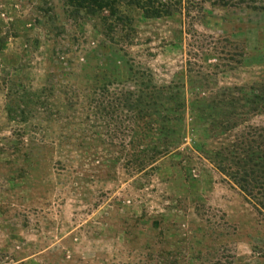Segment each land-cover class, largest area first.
Instances as JSON below:
<instances>
[{"label": "rangeland", "instance_id": "1", "mask_svg": "<svg viewBox=\"0 0 264 264\" xmlns=\"http://www.w3.org/2000/svg\"><path fill=\"white\" fill-rule=\"evenodd\" d=\"M262 149L264 0H0V264H264Z\"/></svg>", "mask_w": 264, "mask_h": 264}, {"label": "trees", "instance_id": "2", "mask_svg": "<svg viewBox=\"0 0 264 264\" xmlns=\"http://www.w3.org/2000/svg\"><path fill=\"white\" fill-rule=\"evenodd\" d=\"M68 1H70L72 3V5L75 9H77L80 5H86V2L90 1L97 10H100L103 6H110L112 0H68ZM144 13H145V11H144ZM116 21H118L120 24L122 21V25L119 28V30H121V29L125 30V28H123V27L129 26V20L126 18L116 17ZM103 77H104V84H103V88H104L109 84V81L105 75H103ZM143 88L145 89L146 86ZM160 88L163 89L162 86ZM103 92H104V95L102 98V99H104V102H103L104 108L102 109L103 114L101 115V117L99 119L97 117V122H98L99 126H101V127L103 126L106 129L104 135L107 136V135L111 134L110 129L113 130V129L117 128V126H120V124H122V123H133L134 116L138 115V114H135L134 112L136 110L137 105L140 102L139 101L133 102L131 104L127 103L129 110H127V112H126V118H123V120H122V118L120 117V116H122V114L120 115V112L116 113L117 110L120 109L121 107H123V109H124L126 107L125 102L128 100L136 101L137 100V98H135L136 94L130 93L128 91L116 92L114 90L111 93V92L104 90V89H103ZM144 98H146L147 102L155 100V97L151 96V94L149 96L147 94L146 96H144ZM173 103H175V101ZM96 104L99 105V103H96ZM95 107H97V106H95ZM171 108L172 107L171 106L169 107V105H168L165 112L171 111ZM148 111L151 112L150 113L151 117L143 123V127L146 129L145 132H146L147 136L146 135L142 136L141 141L144 142L145 138L149 139L150 141L152 140V142L149 141V144H152L151 148L154 149V150L152 149V151L156 154H160V152L157 151L156 143L160 138H163L162 143L164 145H167L166 141L169 139H166V137H168L170 134V131H169L170 127L167 124L169 121L168 116H166L164 113L163 114L160 113L159 111H155L152 106L148 109ZM114 113H116V114H114ZM159 115H161V116H159ZM158 135H160V136L158 137ZM162 150L165 151V149H162ZM262 150H263L262 151L263 156L253 157L254 160H252V158L249 157L251 152H246L244 157L241 154H237L234 156L235 159L238 157V155L242 156L243 159H241V161L239 163L242 167V173L244 175H248V174L252 175L253 173H256L255 177L258 175L260 177L264 176V149H262ZM243 152L244 151H241V153H243ZM232 153L234 154L235 152L233 151ZM254 163H257V164H254ZM255 166L257 167V170H255V168H254Z\"/></svg>", "mask_w": 264, "mask_h": 264}]
</instances>
